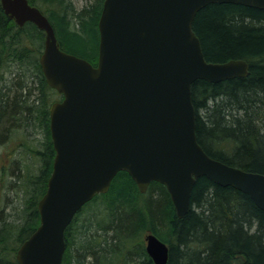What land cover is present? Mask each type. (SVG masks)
Instances as JSON below:
<instances>
[{
	"label": "trees",
	"instance_id": "trees-1",
	"mask_svg": "<svg viewBox=\"0 0 264 264\" xmlns=\"http://www.w3.org/2000/svg\"><path fill=\"white\" fill-rule=\"evenodd\" d=\"M29 2L47 16L62 50L97 64L104 0L81 9L72 0ZM193 29L208 62L249 65L246 77L193 84L198 142L216 160L264 174V10L210 4ZM44 39L33 23L17 26L0 1V144H12L23 132L29 143L20 147L28 150L23 167L13 161L17 181L6 186L18 191L20 209L11 215L0 210V264H19V247L40 226L37 206L53 170L50 107L62 96L49 87L39 63ZM148 233L168 245L167 264H264V212L248 195L200 177L188 214L178 218L164 185L153 182L141 194L125 171L75 216L63 264H154L145 248Z\"/></svg>",
	"mask_w": 264,
	"mask_h": 264
},
{
	"label": "water",
	"instance_id": "water-1",
	"mask_svg": "<svg viewBox=\"0 0 264 264\" xmlns=\"http://www.w3.org/2000/svg\"><path fill=\"white\" fill-rule=\"evenodd\" d=\"M19 27L45 33L40 65L48 85L63 96L50 107L55 150L47 190L38 203L40 226L19 247V264H63L66 231L97 195L108 193L119 172L139 191L164 185L178 218L191 207L197 179L248 195L264 212V174L230 166L199 144L192 86L246 77L237 59L208 62L193 25L210 4L264 10V0H104L96 65L61 49L54 27L29 0H0ZM155 264H167L169 247L145 236Z\"/></svg>",
	"mask_w": 264,
	"mask_h": 264
},
{
	"label": "rangeland",
	"instance_id": "rangeland-1",
	"mask_svg": "<svg viewBox=\"0 0 264 264\" xmlns=\"http://www.w3.org/2000/svg\"><path fill=\"white\" fill-rule=\"evenodd\" d=\"M72 2L77 9H81L87 6L90 0H72ZM13 68H16V65H13ZM7 79L10 82L14 78L10 74ZM24 134L27 136V132H23L19 137L15 135L12 144L8 146L0 144V210H4V212L9 215L14 214L21 206V199L17 196L18 191L15 190V188L6 189V186L8 183L7 181H17L13 173L15 172V174H18L19 172L17 169L14 171L12 167L13 161L17 160L18 164L23 167L22 163L26 159L25 154L28 153L27 147L24 146L22 149L20 148L21 145L25 143H27L29 147L27 137ZM41 134L42 133L36 135L39 140L43 138ZM19 151L20 154L18 153ZM16 153H18V155Z\"/></svg>",
	"mask_w": 264,
	"mask_h": 264
},
{
	"label": "bare ground",
	"instance_id": "bare-ground-1",
	"mask_svg": "<svg viewBox=\"0 0 264 264\" xmlns=\"http://www.w3.org/2000/svg\"><path fill=\"white\" fill-rule=\"evenodd\" d=\"M41 57V56H40ZM39 60H40V58H39ZM39 63H40V61H39ZM43 72V71H42ZM45 76V75H44ZM46 79V78H45ZM46 82H47V80H46ZM48 84V83H47ZM50 87V86H49ZM55 158V157H54ZM53 163H54V161H53ZM49 180V179H48ZM48 184V183H47ZM148 192V191H147ZM141 193V192H140ZM141 194H143V193H141ZM146 194V193H145ZM39 203V202H38ZM150 234H152V233H150ZM147 235V234H146ZM145 235V236H146ZM156 236V235H155ZM157 237V236H156ZM144 240H145V238H144ZM162 241V240H161ZM163 242V241H162ZM167 245V244H166ZM168 246V245H167ZM68 248V247H67ZM145 248H146V241H145ZM67 251V250H66ZM147 253V252H146ZM66 254V253H65ZM149 256V255H148ZM64 257H65V255H64ZM150 257V256H149ZM151 258V257H150ZM152 259V258H151ZM63 261H64V258H63ZM153 261V260H152ZM153 263H154V261H153ZM155 264V263H154Z\"/></svg>",
	"mask_w": 264,
	"mask_h": 264
}]
</instances>
